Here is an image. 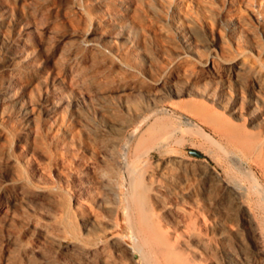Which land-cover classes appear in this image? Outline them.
Returning <instances> with one entry per match:
<instances>
[{
    "label": "rangeland",
    "instance_id": "374dc122",
    "mask_svg": "<svg viewBox=\"0 0 264 264\" xmlns=\"http://www.w3.org/2000/svg\"><path fill=\"white\" fill-rule=\"evenodd\" d=\"M0 37V264H142L132 161L181 252L199 232L209 264H264V0H0ZM196 205L210 226L186 235Z\"/></svg>",
    "mask_w": 264,
    "mask_h": 264
},
{
    "label": "bare ground",
    "instance_id": "6f19581e",
    "mask_svg": "<svg viewBox=\"0 0 264 264\" xmlns=\"http://www.w3.org/2000/svg\"><path fill=\"white\" fill-rule=\"evenodd\" d=\"M186 95H189V93H186ZM207 97L212 99L213 102L218 103V105H222L223 107V104L217 102L215 98H212L211 96H207ZM224 107L227 108V111L229 112V115L231 117L230 118L231 121L232 119L239 117L245 118V110L247 107L241 99L240 100L236 99V97L232 98L231 105L229 106L227 104H224ZM251 107L254 110V112L250 118L249 124L252 125L256 124L259 130H264V97L260 94H257L256 100L254 102V106ZM129 108H131V106L128 105V110ZM102 111L104 113L107 112L106 109H102ZM214 112L219 114L218 110L216 109H214ZM238 127H236V125L234 126V124L232 125L231 123H229L227 125L228 130L227 129L226 130L229 131L232 137L237 138L243 142H246L248 143V145L249 144H251L252 146L254 145L255 147L256 139L254 138L255 141H253L254 139H252L253 137L252 133L249 132V134L251 133L252 135L251 137L247 132H245L246 129L244 131L239 129ZM144 142H145L144 139L140 141L141 144ZM155 145L156 144L152 142L149 149L154 148ZM160 145L162 146L163 143H161ZM145 155L146 154H144V156ZM149 165L150 162L147 161H142V162L132 161L127 166H125L127 167V169H126V192H125L126 204L124 207L125 209L124 212L126 213V216L129 219H131L133 222L134 230L132 231H134V233L132 232L131 234L134 235H132L133 240L132 239L131 240L134 241V245L132 246L124 245L121 247L122 250L132 258L137 256L138 260L140 259L142 264H209L211 263V260L209 261V258H207L209 257V253L207 251L208 246L206 244L207 242L204 241L205 239L204 240L201 239L199 232H196V234L194 235L195 244L199 248L191 249V252L184 253L181 252V250H179V247L181 244H184L185 241H181L180 239H173L172 241L171 237L167 233L163 232L162 229L158 230V227L156 226V222L154 219V213L146 205L148 199L147 196L148 192H147L146 184L144 182V175H145L144 171L145 169L147 170V167H149ZM238 188L239 185L237 187H231L230 189L233 190V192L239 193ZM241 188L242 187H240V189ZM117 195L113 193L114 198L117 197ZM98 203L104 206L106 205L105 202H103L102 200ZM189 216H190L189 217L190 221L186 222V224H183L184 230L182 229L186 233V235H189L192 228L195 229L197 223H200V227L202 225V230L207 231L209 229L210 222L208 223V220L203 216L200 207H198L197 205L195 208L192 209Z\"/></svg>",
    "mask_w": 264,
    "mask_h": 264
},
{
    "label": "water",
    "instance_id": "95a60500",
    "mask_svg": "<svg viewBox=\"0 0 264 264\" xmlns=\"http://www.w3.org/2000/svg\"><path fill=\"white\" fill-rule=\"evenodd\" d=\"M170 113H172L171 110H169ZM143 125V122H140L133 130L134 134L137 133V131L141 128V126ZM185 152L187 154H191L200 158L205 159L206 161H209L204 155H202L201 153H199L198 151L194 150V149H186ZM125 192H126V182H125Z\"/></svg>",
    "mask_w": 264,
    "mask_h": 264
}]
</instances>
